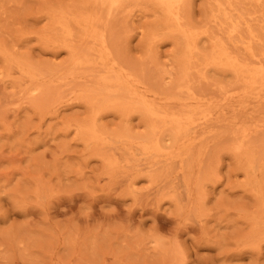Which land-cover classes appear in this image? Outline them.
Wrapping results in <instances>:
<instances>
[{"label": "rangeland", "instance_id": "374dc122", "mask_svg": "<svg viewBox=\"0 0 264 264\" xmlns=\"http://www.w3.org/2000/svg\"><path fill=\"white\" fill-rule=\"evenodd\" d=\"M0 264H264V0H0Z\"/></svg>", "mask_w": 264, "mask_h": 264}, {"label": "bare ground", "instance_id": "6f19581e", "mask_svg": "<svg viewBox=\"0 0 264 264\" xmlns=\"http://www.w3.org/2000/svg\"><path fill=\"white\" fill-rule=\"evenodd\" d=\"M171 12V11H170ZM129 93V92H128ZM120 94V93H119ZM111 96V95H110ZM115 97V96H114ZM168 122V121H167ZM185 129V128H184ZM186 130V129H185Z\"/></svg>", "mask_w": 264, "mask_h": 264}]
</instances>
